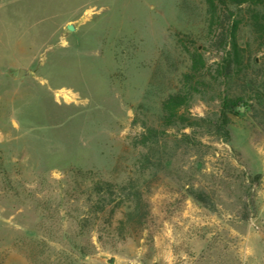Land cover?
<instances>
[{
  "label": "rangeland",
  "instance_id": "rangeland-1",
  "mask_svg": "<svg viewBox=\"0 0 264 264\" xmlns=\"http://www.w3.org/2000/svg\"><path fill=\"white\" fill-rule=\"evenodd\" d=\"M205 15L203 0H0V264H264V46L243 26L248 78L213 80ZM193 47L207 85L170 125ZM226 90L252 97L229 137L211 126ZM133 192L149 216L124 231Z\"/></svg>",
  "mask_w": 264,
  "mask_h": 264
},
{
  "label": "trees",
  "instance_id": "trees-1",
  "mask_svg": "<svg viewBox=\"0 0 264 264\" xmlns=\"http://www.w3.org/2000/svg\"><path fill=\"white\" fill-rule=\"evenodd\" d=\"M203 1L206 6L205 22L207 24L204 39L210 50L222 52L221 61L218 63L215 72L209 71L208 73L212 75L213 80H222L224 84L234 77H240L244 82V79L249 76V70L244 65L243 60L250 55V46L243 47L239 43V34L243 26H248L251 28L254 41L258 43L259 48L264 46V0ZM195 43L193 40L190 41L192 45ZM193 48V51L188 48L192 64L187 72L182 75L181 90L170 95L163 103L165 118L170 121L169 124L177 116L181 117L179 112L187 107L188 100L193 95L192 91H197L201 86L207 85L205 72L208 70L204 59V51L207 50V47L201 51L198 47ZM247 87L249 89L253 87L252 80L247 82ZM251 98L246 94H231L227 90L219 93L221 111L217 121L211 125L217 135L229 137V115L247 105L246 103ZM146 162L153 165V161L149 157L146 158ZM95 186H97L95 188L97 193L101 194L103 189L100 184L97 183ZM132 195L135 196L136 204L127 207L128 210L124 212V218L118 222L119 227L124 231H133L142 227L149 216L148 205L141 199L140 194L133 192ZM197 199L204 200V197L202 194H197Z\"/></svg>",
  "mask_w": 264,
  "mask_h": 264
},
{
  "label": "water",
  "instance_id": "water-1",
  "mask_svg": "<svg viewBox=\"0 0 264 264\" xmlns=\"http://www.w3.org/2000/svg\"><path fill=\"white\" fill-rule=\"evenodd\" d=\"M68 29L72 31V30L75 29V27L73 25H68ZM25 74H26V70H24V69H20L19 72H18V76L19 77L20 76H23ZM110 263L113 264V259H111V262Z\"/></svg>",
  "mask_w": 264,
  "mask_h": 264
}]
</instances>
